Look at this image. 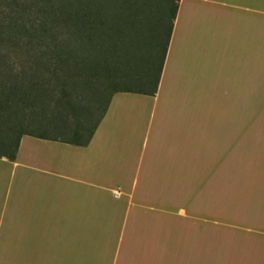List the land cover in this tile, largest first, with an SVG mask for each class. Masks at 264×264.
Returning a JSON list of instances; mask_svg holds the SVG:
<instances>
[{
    "label": "crops",
    "instance_id": "obj_1",
    "mask_svg": "<svg viewBox=\"0 0 264 264\" xmlns=\"http://www.w3.org/2000/svg\"><path fill=\"white\" fill-rule=\"evenodd\" d=\"M260 59L264 0H179L154 95L0 157V264H264Z\"/></svg>",
    "mask_w": 264,
    "mask_h": 264
},
{
    "label": "trees",
    "instance_id": "obj_2",
    "mask_svg": "<svg viewBox=\"0 0 264 264\" xmlns=\"http://www.w3.org/2000/svg\"><path fill=\"white\" fill-rule=\"evenodd\" d=\"M109 1L38 0V16L30 24L0 23V50L29 57L26 68L0 84V157L13 161L23 136L86 146L114 94L156 93L179 0H137L145 2L140 9L148 5L154 11L152 22L143 21L146 13L138 10L124 20ZM28 12L18 9L16 19ZM40 17L45 21L39 23ZM96 27L107 28L101 34ZM158 37L164 38L161 45L154 43ZM146 41L149 50L143 51ZM133 69L138 70L131 75ZM99 91L107 97L87 127L81 120L87 121L90 111L83 109L82 99ZM36 106L58 120V132L43 128L50 120H43L36 133L21 130L24 114Z\"/></svg>",
    "mask_w": 264,
    "mask_h": 264
},
{
    "label": "rangeland",
    "instance_id": "obj_3",
    "mask_svg": "<svg viewBox=\"0 0 264 264\" xmlns=\"http://www.w3.org/2000/svg\"><path fill=\"white\" fill-rule=\"evenodd\" d=\"M37 2L38 0H0V23L10 21V22H22V23L30 24L31 22L35 20V16H38L36 13ZM108 4L119 7V10H118V12L120 13L119 15H122V18L124 20H126L127 17L130 14H132L135 10H138L139 12H142V13H146V15L143 14V21L145 22H152L155 20L154 18H152L154 11L147 8L148 5L144 6L145 2L140 3L137 0L135 1L110 0ZM141 4H144L143 5L144 9H140L142 7ZM136 6L138 7L137 9L135 8ZM130 7H134V9L131 8L132 10H130ZM22 8H26V9L28 8L29 12H28V15L26 16L23 15V18L21 20H18L16 19V17L18 16V9H22ZM38 21H40L39 23H41L45 21V18L40 17ZM106 28L107 27H96L95 30L96 31L98 30L99 32H101V34H104V31ZM163 39H164L163 37H158L156 38V42L154 43L161 45L163 42ZM150 43L151 42L146 41L145 44H147V47L143 48L142 50L148 51L149 50L148 44ZM28 59L29 57L24 54H15L11 51L0 50V84L7 83L6 78L12 79L13 77L10 74H15L23 70L24 68H26L27 67L26 61ZM20 63L23 64V67L19 66ZM262 66L264 68V60L260 59V67ZM137 70L138 69H133L130 72L131 75H134L133 73ZM98 76H99V73H98ZM103 77L104 76L102 75L97 77L99 82H102V84H104ZM100 87H101L100 89L104 88L103 85L101 84H100ZM106 97H107V94L103 95L99 91V93L94 92L90 94L89 96H86L82 99L83 109H85L86 111L87 110L90 111L88 120L87 121L81 120L82 124L89 127L96 121V119L99 117L101 113V109L104 106ZM263 111H264V107H260V113H263ZM43 120H45L47 123H49V120L51 122L48 124L49 126L47 128L43 127L44 129H46L47 131L50 130L49 133L58 132V129H57L58 120L56 119L53 120L52 116L49 114L45 115L42 112V108L38 106L30 109L28 112L24 114L21 124L23 125L25 124V125L24 126L22 125L23 127L21 130H28L30 132L32 131L36 133L37 131H40L39 128L42 126ZM262 146H264V144Z\"/></svg>",
    "mask_w": 264,
    "mask_h": 264
}]
</instances>
